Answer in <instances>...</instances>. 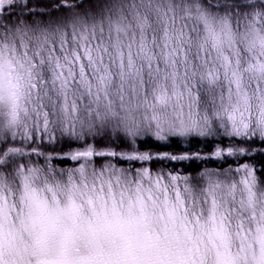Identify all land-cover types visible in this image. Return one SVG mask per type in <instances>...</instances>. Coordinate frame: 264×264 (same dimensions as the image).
Here are the masks:
<instances>
[{"label": "snow or ice", "instance_id": "snow-or-ice-1", "mask_svg": "<svg viewBox=\"0 0 264 264\" xmlns=\"http://www.w3.org/2000/svg\"><path fill=\"white\" fill-rule=\"evenodd\" d=\"M254 154L264 0H0V264H264Z\"/></svg>", "mask_w": 264, "mask_h": 264}, {"label": "trees", "instance_id": "trees-1", "mask_svg": "<svg viewBox=\"0 0 264 264\" xmlns=\"http://www.w3.org/2000/svg\"><path fill=\"white\" fill-rule=\"evenodd\" d=\"M148 147L153 151V152H172L175 154H181L185 151H197V150H201L204 153H208L211 151V147H203L202 144H198L195 140H193L191 143L187 142L185 144V146H181L180 143L178 141H171L168 144L162 143V142H155L153 141L150 145H148ZM181 152V153H179ZM255 155V159L254 162L256 166H259V169L264 166V158L263 156L259 155V154H254ZM250 162V161H249ZM55 163L61 164L60 167H74L76 166V163H72V161H69V164L67 160L61 162L59 160L55 161ZM166 165L169 169L171 168H176L177 170H179L180 168L186 169V171L184 170V172L187 173H195L196 171H198L199 169H201L202 167H206V166H210V167H215V168H225L228 167L229 165L233 166L231 163V160L229 159H217V160H207V161H201V160H194V161H184V162H165ZM210 165H209V164ZM211 163H216V165H213ZM57 164V165H58ZM155 165L154 167H156V169L160 168V167H164V164H160L157 162H153L151 164V166ZM59 166V165H58ZM137 166V165H136ZM140 166V165H139ZM153 167V168H154ZM155 170V169H154Z\"/></svg>", "mask_w": 264, "mask_h": 264}, {"label": "rangeland", "instance_id": "rangeland-1", "mask_svg": "<svg viewBox=\"0 0 264 264\" xmlns=\"http://www.w3.org/2000/svg\"><path fill=\"white\" fill-rule=\"evenodd\" d=\"M175 141H178L179 143H180V145L181 146H185V144L188 142V141H183V140H181L180 138H176V139H174ZM163 143V142H162ZM179 153H181V152H179ZM263 158H264V156H263ZM227 159H229V160H231V163H232V167H235L236 165H235V163H234V160H235V158H232V157H228ZM216 160V159H215ZM68 161V163L67 164H69V161H71V160H67ZM250 162H254V160H250ZM72 163H76V162H73L72 161ZM56 164H58V163H56ZM209 164V163H208ZM212 164V166L213 165H216V163H211ZM59 165V166H58ZM57 166L58 167H60V165L61 164H58ZM166 165V163L164 162V166ZM210 165V164H209ZM124 166H127V165H124ZM137 166H139V164H137ZM155 165H153L152 167H154ZM157 167V166H156ZM156 167H154L153 169H156ZM67 168V167H66ZM205 168H210V169H215V167H210V166H206V167H202L201 169H199L198 171H196L195 173H193V174H196L197 172H199V171H201V170H203V169H205ZM224 168V167H223ZM258 169H259V166L257 167ZM179 170H181V171H186V169H183V168H180Z\"/></svg>", "mask_w": 264, "mask_h": 264}]
</instances>
